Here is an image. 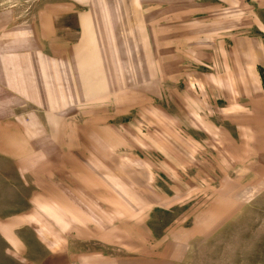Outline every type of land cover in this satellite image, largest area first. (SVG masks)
<instances>
[{
    "label": "rangeland",
    "instance_id": "374dc122",
    "mask_svg": "<svg viewBox=\"0 0 264 264\" xmlns=\"http://www.w3.org/2000/svg\"><path fill=\"white\" fill-rule=\"evenodd\" d=\"M6 11L29 22L4 47L49 86L12 127L29 161L7 164L56 217L34 264H264V0Z\"/></svg>",
    "mask_w": 264,
    "mask_h": 264
},
{
    "label": "crops",
    "instance_id": "0c3cea01",
    "mask_svg": "<svg viewBox=\"0 0 264 264\" xmlns=\"http://www.w3.org/2000/svg\"><path fill=\"white\" fill-rule=\"evenodd\" d=\"M12 18L11 12L0 13V143L3 145L0 152V255L5 259L1 264H34L40 261L36 262L35 255L43 258L56 254V243L51 241L57 237L56 217L54 214L51 217L49 209L40 203L34 178L26 179L28 182L25 183L17 169L7 164L9 161L17 164L29 161L23 159L17 149L20 148L18 144L24 142V136L12 127L21 124L24 118L23 111L19 109L24 106L22 101H34V96L41 90H49V86L46 88L45 81L41 82L33 55L26 57L23 51L20 54L4 47L9 41L2 39L3 34L12 25L23 27L29 22H12ZM39 241L44 246L43 252L37 250ZM22 247L24 251L20 252V258L15 257L13 254Z\"/></svg>",
    "mask_w": 264,
    "mask_h": 264
}]
</instances>
